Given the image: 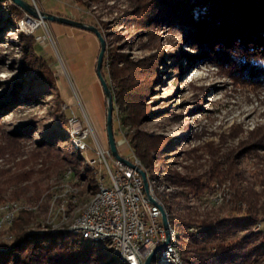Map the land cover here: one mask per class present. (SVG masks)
<instances>
[{"label": "rangeland", "instance_id": "1", "mask_svg": "<svg viewBox=\"0 0 264 264\" xmlns=\"http://www.w3.org/2000/svg\"><path fill=\"white\" fill-rule=\"evenodd\" d=\"M26 1L38 11L95 25L107 43L103 72L113 52L149 68L131 130L150 146V163L144 165L172 207L183 264H264V74L258 80L240 76L193 43L188 23L171 16L182 0ZM13 4L0 2V206L25 205L20 212H30L29 233H43L52 210L74 198L87 200L88 183L97 176L95 138H87L88 149L72 118L85 126L90 121L97 140L110 148L106 95L96 69L100 40L23 8L17 17ZM29 17L35 24L25 28ZM127 131L114 119L118 151H132L133 158ZM252 206L259 208L253 213L258 222L250 229L234 224L226 240L241 245L242 256L230 261L202 253V247L216 251L225 242L216 239L225 230L219 222ZM210 226L207 240L198 230ZM9 227H0L1 243H10Z\"/></svg>", "mask_w": 264, "mask_h": 264}, {"label": "trees", "instance_id": "2", "mask_svg": "<svg viewBox=\"0 0 264 264\" xmlns=\"http://www.w3.org/2000/svg\"><path fill=\"white\" fill-rule=\"evenodd\" d=\"M176 5L180 7L172 10V19L188 23V31L193 33V43L208 49L219 64L230 65L234 72H237L236 74L246 78L252 77L248 78L250 80L255 77L257 80L262 78L264 74V0H182L180 5ZM13 8L16 10L14 13L17 17L23 13L22 8L16 4H13ZM196 9L200 11L197 12ZM120 63H122L121 66ZM144 63L142 60L132 61L126 55L113 52L109 57L108 73L105 71L103 73L114 96L113 119H116L115 110L118 109L122 127L128 130L127 136L135 148L136 155L138 154L141 162L148 166L151 149L147 139L137 129L133 132L131 130L136 128L135 122L140 117L139 108H142L148 88L144 72L149 68ZM262 79L264 80V76ZM88 184L89 193L98 189L95 176ZM14 196L19 197V193L15 192ZM4 198V192H0V202L5 200ZM166 210L170 215V221L175 226L172 207L167 205ZM28 213L30 212L21 211L8 228L12 234L9 242L13 243L0 241V264H128L118 255L101 248L97 241L86 240L77 233L68 231L29 233L27 215H25ZM242 213L238 211L236 218H225L219 222V227L225 230H223L224 235L216 239L225 242L219 243L216 251L209 252L206 246L202 247L200 249L202 253H210L212 257L222 256L230 261L237 260L238 255L242 256L239 252L242 246L235 241L226 242L227 237L234 233L231 231L234 224L244 227L243 229H250L251 225H255L258 218L253 216V213H259V208L256 206H252V209L248 208L243 213V222H240L239 217ZM211 227H209L210 230L201 228L198 233L208 237L207 233L211 231ZM257 233L259 232L251 229L252 235ZM211 234L214 233L211 232ZM189 235L195 238L193 233ZM210 236L207 240L211 239ZM178 237L179 249L182 251L179 233Z\"/></svg>", "mask_w": 264, "mask_h": 264}, {"label": "built area", "instance_id": "3", "mask_svg": "<svg viewBox=\"0 0 264 264\" xmlns=\"http://www.w3.org/2000/svg\"><path fill=\"white\" fill-rule=\"evenodd\" d=\"M116 120L118 121L117 113ZM72 125L88 149L91 146L87 138H95L94 149L98 159L93 160L101 184L98 203L78 221L77 229L90 236L109 238V243H115V250H121L134 264H142L153 248L164 245L167 237L157 200L154 198L153 202L149 198L152 194L146 187L143 170L132 161V151L128 155L119 152L132 163L130 165L116 158L110 148L106 149L97 140V133L90 121L85 126L80 119L72 118ZM126 142L130 146L128 138ZM109 159L113 161V166ZM103 166L106 167V173L102 171ZM70 204L58 207L57 213L65 212ZM2 218L4 220L9 217H5L3 213Z\"/></svg>", "mask_w": 264, "mask_h": 264}, {"label": "bare ground", "instance_id": "4", "mask_svg": "<svg viewBox=\"0 0 264 264\" xmlns=\"http://www.w3.org/2000/svg\"><path fill=\"white\" fill-rule=\"evenodd\" d=\"M33 24H35V21L29 17L25 21V28H29ZM118 122L121 123L119 116H118ZM132 161L145 172L146 179L148 181L147 189L150 190L152 197L157 200V205L159 209L161 210V206H164L166 209V205L162 197L160 196V191L158 189L159 187L157 186L156 180L154 178H151L148 168L144 166V164L141 162V160L136 155V153H134V157L132 158ZM96 180L98 183V189L95 192L89 193V197L87 200L79 202L77 199L74 198L72 203L69 205V207L65 212L57 213L58 207H64L66 203H68L69 201H65L64 203H61L56 209L52 210L49 220L47 221V224H43L41 230L42 232L68 231V232L80 234L86 240L97 241L101 245V248H103L106 251H110L113 254L118 255L122 261L128 264H134L133 262L130 261L127 255H123V252L121 250H115V243H109V238L90 236L86 234L83 230L77 229L78 221L84 215L90 213L95 208L96 204L98 203V200L100 199L101 184L98 179V175L96 176ZM20 205L21 204L17 202H10L6 204H2L0 206V227L4 226L7 223H10V225L12 224L16 215L20 212V209L25 207V205H23V207ZM3 213L5 217H9V218L3 220L2 218ZM167 215L170 222V241L168 242L167 245H158L152 249V252L157 248L158 251L154 255L151 264H154V261H156L157 264H183L179 246L177 244L178 243L177 233L170 221V215L168 212ZM11 239H12V235H10V240Z\"/></svg>", "mask_w": 264, "mask_h": 264}, {"label": "water", "instance_id": "5", "mask_svg": "<svg viewBox=\"0 0 264 264\" xmlns=\"http://www.w3.org/2000/svg\"><path fill=\"white\" fill-rule=\"evenodd\" d=\"M12 1L16 5L20 6L21 8H23L24 10L28 11L29 13H31L33 15H37V16L40 15L42 18L47 19V20L59 21V22L65 23V24L80 27V28H83L85 30L91 31L98 36V38L100 40V51H99V55H98V59H97L96 69H97V74L100 78V81L102 83V86L104 88V92L106 95L107 135H108L109 147H110V150L112 151V154L116 158L126 162L127 164L132 165V163L130 161L126 160L124 157H122L119 154L118 146H117L116 139H115L114 119H113L114 96H113L112 89L110 88V85H109L107 79L105 78V76L103 74V64H104V57H105V53H106V49H107V43H106V39L103 36V34L101 33V31L93 24H88V23H85L83 21L76 20V19L66 17V16H61V15H57V14H53V13H45L42 11H38L34 5H32L31 3H29L26 0H12ZM142 175L144 176L145 184H146V187L148 188V181L146 179V174L144 171H142ZM149 198L153 202H155L154 198L151 195H149ZM161 212H162V220H163L164 226L166 228V232H167V237H166V240L164 242V245H167L168 242L170 241V222H169V218L167 215V211H166L164 206H161ZM157 251H158V248L155 249L145 259V261L142 264H151V262L154 258V255L157 253Z\"/></svg>", "mask_w": 264, "mask_h": 264}]
</instances>
